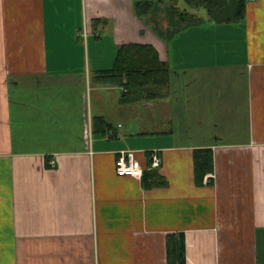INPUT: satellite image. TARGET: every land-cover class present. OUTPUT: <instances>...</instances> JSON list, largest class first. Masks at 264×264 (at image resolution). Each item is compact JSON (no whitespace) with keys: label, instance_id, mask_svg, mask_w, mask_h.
<instances>
[{"label":"crops","instance_id":"0c3cea01","mask_svg":"<svg viewBox=\"0 0 264 264\" xmlns=\"http://www.w3.org/2000/svg\"><path fill=\"white\" fill-rule=\"evenodd\" d=\"M170 2L0 0V264H168V239L185 264H264V0L237 24L181 2L199 24L168 39L134 6ZM136 45L169 65L170 97L122 106L92 77ZM121 152L166 185L118 177Z\"/></svg>","mask_w":264,"mask_h":264},{"label":"trees","instance_id":"16d2710c","mask_svg":"<svg viewBox=\"0 0 264 264\" xmlns=\"http://www.w3.org/2000/svg\"><path fill=\"white\" fill-rule=\"evenodd\" d=\"M245 1L241 0L233 4L231 0L229 2L226 0H171L163 10L160 9L159 3L136 4L134 10L138 17H143L146 20H149L152 15L154 17L160 15L167 23V27L165 31L162 29L160 31L156 29V31L162 37L169 39L181 31L199 24L194 15L179 7V3L183 2L188 9H205L207 16L212 21L237 24L245 18ZM153 22L157 28H160L155 18ZM170 78L169 65L160 61L158 53L152 47L136 45L119 48L112 69L94 73L92 84L96 87L123 89L124 93L121 96L120 104L129 106L153 103L169 98ZM111 130L112 126L103 118L93 119L95 135L105 136ZM212 172V152L208 150L195 151L193 153V176L196 185H202L204 178ZM147 178L152 183V188L166 185L156 172H145L142 182L145 183ZM183 253V243L178 249L177 242L168 239V264H185Z\"/></svg>","mask_w":264,"mask_h":264},{"label":"built area","instance_id":"2783aa9c","mask_svg":"<svg viewBox=\"0 0 264 264\" xmlns=\"http://www.w3.org/2000/svg\"><path fill=\"white\" fill-rule=\"evenodd\" d=\"M248 2H254L255 0H247ZM113 137V134H108L106 139ZM150 167L149 170L156 171L159 170L161 166V160L155 154L151 155L149 158ZM55 163H50V168H55ZM144 174L143 168L140 164L135 160L133 152H121L118 155L116 160V175L118 177H130L136 180L142 179Z\"/></svg>","mask_w":264,"mask_h":264},{"label":"rangeland","instance_id":"374dc122","mask_svg":"<svg viewBox=\"0 0 264 264\" xmlns=\"http://www.w3.org/2000/svg\"><path fill=\"white\" fill-rule=\"evenodd\" d=\"M154 18L157 20V22L159 23L160 27L163 29L165 27V25H166V22L163 21L162 17H160V15H157L155 17L152 15V16H150V19L149 20L152 21V20H154ZM105 55H107V52H106ZM105 55H104V57H105ZM111 103H112V100H110V105H111ZM97 108H98L97 102L92 98V110L95 111V109H97ZM145 118H147V117H145ZM138 121H139L138 123H141V124L143 123V120L142 119H139ZM144 122L145 123H149L147 119H145ZM159 123L160 124L162 123L163 125H160V127L157 128L158 130L156 132L157 133H166L165 123L163 121H161V120H160ZM140 131L143 133V130H140ZM155 138H158L159 140H165L166 139V136L165 135L164 136L158 135V136H155Z\"/></svg>","mask_w":264,"mask_h":264}]
</instances>
